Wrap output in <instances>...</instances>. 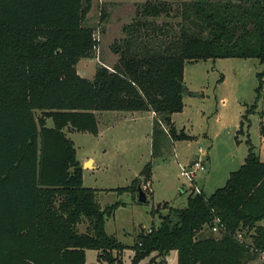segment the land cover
<instances>
[{"label": "trees", "instance_id": "16d2710c", "mask_svg": "<svg viewBox=\"0 0 264 264\" xmlns=\"http://www.w3.org/2000/svg\"><path fill=\"white\" fill-rule=\"evenodd\" d=\"M90 4L0 0V264H86L88 249L99 261L123 264L127 248L132 264L148 257L167 264L174 251L177 264H264V161L250 140L245 162L223 187L211 195L191 190L185 207H169L128 246L105 229L121 202L103 207L99 190L84 186L65 131L98 135L96 111L151 112L153 155L164 136L193 138L172 121L184 107L186 64L227 57L264 63V0H146L112 44L117 61L92 79L77 69L96 46L84 25ZM258 77L246 118L262 96ZM152 167L149 161L144 179L116 190L138 199ZM145 192L148 201L153 193ZM214 226L217 232H205Z\"/></svg>", "mask_w": 264, "mask_h": 264}, {"label": "rangeland", "instance_id": "374dc122", "mask_svg": "<svg viewBox=\"0 0 264 264\" xmlns=\"http://www.w3.org/2000/svg\"><path fill=\"white\" fill-rule=\"evenodd\" d=\"M145 1L91 0L84 25L93 28L96 46L90 56L81 58L77 64L82 76L92 79L99 67L114 65L118 55L112 51V44L124 36V25L135 18L138 4ZM258 73H262L264 79V63L257 58L188 62L184 80L189 93L184 92V107L173 113L172 121L178 130L184 129L193 138L173 140L164 136L156 155H153V118L147 113L136 117L131 112L96 111L98 135L65 128L84 169V186L99 190L98 200L103 207L121 202L114 215L106 220L105 229L109 234H115L121 242L131 246L142 228L160 224L169 207H185L191 190L197 191L198 187L210 195L223 187L230 172L238 170L245 162L248 140L264 161V89L257 107L247 118L244 116L256 99ZM119 117L126 119L113 121ZM52 124V120H48V125ZM89 156L95 162L91 160L85 166L84 161H88ZM195 160L203 162L206 169L196 171L192 181L182 176L181 171L183 168L191 170ZM149 161L153 165L152 178L142 188L154 193L148 196L147 202H137V195L133 198L130 191L119 193L116 190L129 185L136 177L144 179L140 173ZM206 229L214 232L210 227ZM80 230L84 231L85 226ZM97 255V250L88 249V264H106L99 261ZM132 256L133 250L127 248L123 264H132ZM173 256L168 257V264H177ZM140 264L161 263L160 259L153 263L152 257H148Z\"/></svg>", "mask_w": 264, "mask_h": 264}, {"label": "built area", "instance_id": "2783aa9c", "mask_svg": "<svg viewBox=\"0 0 264 264\" xmlns=\"http://www.w3.org/2000/svg\"><path fill=\"white\" fill-rule=\"evenodd\" d=\"M191 167L192 169L191 170H187L185 168L182 169L181 171V175L182 176H186L188 179L194 181L195 180V173L196 171H204L206 169L205 165L203 164V162H201L200 160H195L191 163ZM197 191L196 192H199L201 189L196 187ZM213 231L217 232L218 231V228L217 226H214L213 227ZM262 258L264 259V252L262 253Z\"/></svg>", "mask_w": 264, "mask_h": 264}, {"label": "crops", "instance_id": "0c3cea01", "mask_svg": "<svg viewBox=\"0 0 264 264\" xmlns=\"http://www.w3.org/2000/svg\"><path fill=\"white\" fill-rule=\"evenodd\" d=\"M78 69V68H77ZM79 72V71H78ZM80 74V73H79ZM81 75V74H80ZM84 77V76H83ZM114 112H118V111H114ZM149 114V116H150V118H153V114L151 113V112H135V113H132V115H135L136 117L139 115V116H143L144 114ZM113 117H115V116H113ZM123 119H126V118H123V117H119L118 118V120H113V121H115V122H117V121H120V120H123ZM100 131V130H99ZM91 160H93L94 162H95V159L92 157V156H89V160L88 161H91ZM80 162V161H79ZM87 161H84V163H86ZM96 165V164H95ZM231 173V172H230ZM229 178V177H228ZM151 184H152V182H151ZM152 188V187H151ZM218 189V188H217ZM203 192H204V190L203 189H201ZM152 191V193H154V191L153 190H151ZM211 195V194H210ZM165 202H167V201H165ZM179 208V207H178ZM180 208H183V207H180ZM207 231V229H205V232ZM208 232V231H207ZM86 255H87V250H86ZM172 255H174L173 256V259L175 260V258H176V262H177V252L176 251H174V252H172L171 253V255L170 256H172ZM86 263L88 264V261H87V257H86ZM167 264H168V259H167Z\"/></svg>", "mask_w": 264, "mask_h": 264}, {"label": "water", "instance_id": "95a60500", "mask_svg": "<svg viewBox=\"0 0 264 264\" xmlns=\"http://www.w3.org/2000/svg\"><path fill=\"white\" fill-rule=\"evenodd\" d=\"M185 91H186V93H189V89L187 88V86H186ZM88 162L89 161H87L85 163V166L87 165ZM138 199L140 202H146L147 201V193L145 192V190L142 187L139 188V198ZM92 264H96V263H92Z\"/></svg>", "mask_w": 264, "mask_h": 264}, {"label": "bare ground", "instance_id": "6f19581e", "mask_svg": "<svg viewBox=\"0 0 264 264\" xmlns=\"http://www.w3.org/2000/svg\"><path fill=\"white\" fill-rule=\"evenodd\" d=\"M87 164L89 165V162Z\"/></svg>", "mask_w": 264, "mask_h": 264}]
</instances>
